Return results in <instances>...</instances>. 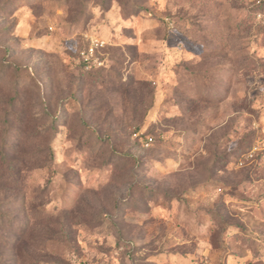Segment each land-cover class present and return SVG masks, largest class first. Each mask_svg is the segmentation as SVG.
<instances>
[{
  "label": "rangeland",
  "instance_id": "obj_1",
  "mask_svg": "<svg viewBox=\"0 0 264 264\" xmlns=\"http://www.w3.org/2000/svg\"><path fill=\"white\" fill-rule=\"evenodd\" d=\"M0 264H264V0H0Z\"/></svg>",
  "mask_w": 264,
  "mask_h": 264
},
{
  "label": "built area",
  "instance_id": "obj_2",
  "mask_svg": "<svg viewBox=\"0 0 264 264\" xmlns=\"http://www.w3.org/2000/svg\"><path fill=\"white\" fill-rule=\"evenodd\" d=\"M103 45H104L103 41H101L99 39H93L92 42H91V45H90V47L88 49V52L86 53L87 58H89L90 56L94 55L95 48H97L99 46H103ZM149 140L151 141L152 138L150 137Z\"/></svg>",
  "mask_w": 264,
  "mask_h": 264
},
{
  "label": "trees",
  "instance_id": "obj_3",
  "mask_svg": "<svg viewBox=\"0 0 264 264\" xmlns=\"http://www.w3.org/2000/svg\"><path fill=\"white\" fill-rule=\"evenodd\" d=\"M261 7H263V4L261 5ZM147 139H148V138H147ZM3 153H4V152L1 153V156H2ZM2 158H3V156H2ZM3 221H4V219H3Z\"/></svg>",
  "mask_w": 264,
  "mask_h": 264
}]
</instances>
